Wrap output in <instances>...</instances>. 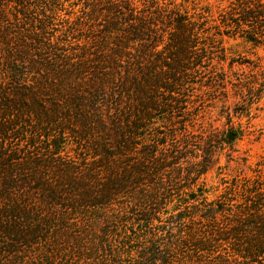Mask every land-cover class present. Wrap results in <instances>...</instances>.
Instances as JSON below:
<instances>
[{"label": "trees", "instance_id": "1", "mask_svg": "<svg viewBox=\"0 0 264 264\" xmlns=\"http://www.w3.org/2000/svg\"><path fill=\"white\" fill-rule=\"evenodd\" d=\"M60 1L0 0V264H54L55 253L63 255L64 246L79 254V263L95 259L102 243L89 248L80 232L51 231L53 205L58 209L68 206L70 211L81 213L90 207L106 208L120 199L132 198V188L142 186L147 174L144 162L156 160L158 153L153 148L139 147L136 154L134 140L140 136V125L126 117L122 121L107 117L119 132L109 144L102 143L103 137L90 140L95 160L80 178L74 177L70 169L63 170L68 172L65 179L70 176L68 182L75 184L70 185L75 194L67 195L64 201L41 173L48 166L44 163L47 160L41 162L28 149H10L9 140H16V145L26 142L23 145L32 150L50 131L63 134L69 130L79 138L87 135L89 140L90 127L104 125V120L95 115L98 101L103 103L105 96L112 100L114 94H125L152 103L161 90L167 95L177 93L188 82L189 72L196 73L200 65L202 56H192V49L199 42L206 48L214 44L209 38L207 43L202 40L207 22L189 15L181 6L171 2H161L160 6L158 0H105L108 20L103 39L113 48L107 46L106 53L99 51L92 65L83 62L69 68L63 64V45L52 35L55 22L64 13ZM237 2L221 26L226 33L263 44V4L260 0ZM91 8V12H97L96 6ZM103 39L96 40L97 44L101 45ZM107 40L113 42L109 44ZM132 49L137 54L131 55ZM125 55H130V61L123 64L120 59ZM139 196L142 202L151 201L143 192ZM260 206L262 203L257 201L247 209L255 213L250 217L252 223L215 225L210 237L178 245L167 243L163 253L157 241L146 243L140 250L134 249L135 256L131 251L116 252L107 264H124L127 258L129 264H208L205 257H209L210 264H264V216ZM60 216V222H64L70 214ZM145 216L142 212L138 220ZM245 218L250 222L248 216ZM58 237L66 241L61 244ZM128 244L124 242L122 249ZM168 245L186 250L193 247L196 255L178 251L177 257H172Z\"/></svg>", "mask_w": 264, "mask_h": 264}, {"label": "rangeland", "instance_id": "2", "mask_svg": "<svg viewBox=\"0 0 264 264\" xmlns=\"http://www.w3.org/2000/svg\"><path fill=\"white\" fill-rule=\"evenodd\" d=\"M237 1L158 0L160 6L161 2H171L199 17V21H206L202 40L214 41L209 48L199 42L192 49V56H202L200 65L196 73L189 72L188 82L177 93L167 95L161 90L152 103L136 99L135 95L114 94L112 100L105 96L103 103L98 101L95 113L104 125H92L89 140L87 135L79 138L69 130L63 134L50 131L40 138L41 145L36 150L23 145L26 142L16 145V140H9L10 149H28L41 162L47 160L44 163L48 166L41 173L64 201L67 195L75 194V184L68 182L70 176L65 179L68 172L63 170L70 169L74 177L80 178L95 160L90 140L103 137L102 143L109 144L119 132L107 117L121 121L126 117L140 125V136L134 140L136 154L139 147L158 150L156 160L144 162L148 171L142 186L135 184L132 188V198L120 199L106 208L90 207L81 213L70 211L68 202L59 209L53 205L51 231L80 232L89 248L102 243L95 259L82 263L79 254L64 246L68 253H55L54 264H107L118 251H131L135 256L136 249L155 241L163 253L167 243L178 245L210 237L215 225L254 222L250 218L254 211L247 209L257 205V201L262 203L264 216V43L248 42L238 34L226 33L221 26ZM260 2L264 6V0ZM60 6L64 13L55 22L52 35L63 45V64L69 68H77L83 62L90 64L99 51H105L107 46L113 48L103 39L108 20L105 0H61ZM92 6L97 7V12H91ZM101 37L99 45L96 40ZM130 53L137 54L134 49ZM126 60L130 61V55L122 56L120 62L124 64ZM89 73L91 70L84 77ZM27 81L32 83L31 76ZM229 134L233 135L231 139L227 138ZM141 192L151 201L142 202ZM142 212L146 216L138 220ZM64 213L70 217L60 222ZM56 240L61 244L66 241L59 237ZM124 242L129 244L122 249ZM176 245H168L172 257H177L178 251L182 255L194 254L193 247L186 250ZM204 260L210 264L209 257ZM124 264H129V258L124 259Z\"/></svg>", "mask_w": 264, "mask_h": 264}, {"label": "water", "instance_id": "3", "mask_svg": "<svg viewBox=\"0 0 264 264\" xmlns=\"http://www.w3.org/2000/svg\"><path fill=\"white\" fill-rule=\"evenodd\" d=\"M232 136H233L232 134H229V135L227 136V138H228V139H231Z\"/></svg>", "mask_w": 264, "mask_h": 264}]
</instances>
